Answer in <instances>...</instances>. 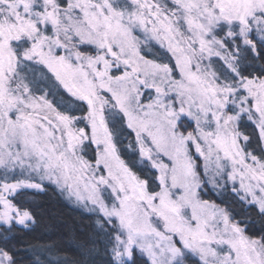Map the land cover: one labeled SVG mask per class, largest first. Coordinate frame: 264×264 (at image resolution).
<instances>
[{
    "label": "snow or ice",
    "instance_id": "1",
    "mask_svg": "<svg viewBox=\"0 0 264 264\" xmlns=\"http://www.w3.org/2000/svg\"><path fill=\"white\" fill-rule=\"evenodd\" d=\"M0 264H264V0H0Z\"/></svg>",
    "mask_w": 264,
    "mask_h": 264
},
{
    "label": "trees",
    "instance_id": "2",
    "mask_svg": "<svg viewBox=\"0 0 264 264\" xmlns=\"http://www.w3.org/2000/svg\"><path fill=\"white\" fill-rule=\"evenodd\" d=\"M37 203L39 207L35 211L39 223L36 230L29 235V239H45L51 234L48 231L49 218L46 215L49 209L55 210L57 215L65 219L78 218L75 209L59 200V198L54 197L52 193L41 195Z\"/></svg>",
    "mask_w": 264,
    "mask_h": 264
}]
</instances>
